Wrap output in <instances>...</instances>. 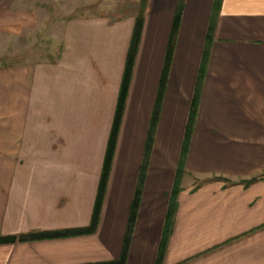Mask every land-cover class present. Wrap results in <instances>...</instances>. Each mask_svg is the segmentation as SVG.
<instances>
[{"label":"crops","instance_id":"crops-1","mask_svg":"<svg viewBox=\"0 0 264 264\" xmlns=\"http://www.w3.org/2000/svg\"><path fill=\"white\" fill-rule=\"evenodd\" d=\"M50 1L74 7L54 21L41 13ZM144 1L98 0L105 11L73 15L83 0H0V35L16 44L14 64L0 66V239H15L0 243V264H157L200 77L161 264H264V180L243 183L264 173V0H219L216 15L217 0ZM141 4L140 46L95 231L21 240L91 225ZM44 30L48 49L38 45Z\"/></svg>","mask_w":264,"mask_h":264},{"label":"trees","instance_id":"trees-1","mask_svg":"<svg viewBox=\"0 0 264 264\" xmlns=\"http://www.w3.org/2000/svg\"><path fill=\"white\" fill-rule=\"evenodd\" d=\"M142 4L145 3L144 0H141ZM219 0L216 1V5L214 7V15H216L215 13H217V9H218V2ZM141 4V10L138 13V16L136 18V22L134 25V31H133V35H132V40L130 43V47H129V51L128 52V56H127V62H126V67H125V71H124V75L122 76V84H121V88L120 90V94H119V100H118V105H117V109H116V113L115 118H114V122H113V126L112 131H111V135L109 138V142H108V146H107V151H106V155H105V159H104V165H103V174H102V178L101 182H100V186H99V190L98 195H97V199H96V204H95V208H94V213L92 216V222L91 225L88 228H84V229H78V230H70L67 232H59V233H50L46 234V235H40V236H31V237H20L21 240L25 239H33L36 237H63V236H68V235H73V234H88V233H93L96 229L97 224L100 221V217L99 215L101 214V208H102V203L104 201V197H105V190L107 188V184H108V178L110 175V171H111V165L113 163V158H114V152L116 150V145H117V141L118 140V134L120 131L121 127V122H122V118H123V114H124V110H125V104H126V100H127V96H128V89L130 88V83L132 80L131 75H133V70H134V63L136 62V58L138 55V50H139V46H140V41H141V36H142V30H143V25H144V16L145 13L143 11V5ZM181 8L179 9V11H177L176 14V18H175V22H174V26H173V30L171 33L170 38V42H169V47H168V51H167V56H166V61L165 66H164V71H163V75H162V81H161V86L160 88V92H159V97L157 99L158 101V105L160 103L159 100H161L162 97V92H163V87L166 83L168 74H169V70L171 67V61L173 58V53H174V47H175V42H176V37L177 36V32L179 29V23H180V19H181V12H180ZM215 19H212L211 25H210V29L208 32L207 36V41H206V47H205V52L207 56V50L208 47H210L211 43H212V39H213V34H214V30H215V26L214 23ZM204 63H205V59H204ZM201 86V77L198 81V84L196 85V92H195V96L192 99V104H191V109H190V115H189V120H188V124H187V129H186V136L185 138V143H184V147L182 150V154H181V158H180V162L176 171V178H175V182H174V187L171 188L172 191L170 193V203H169V208H168V212L166 213V222H165V229H164V236H163V240H162V246H161V250L159 258H158V262L157 264H161V260L162 257L164 255V250H165V246H166V238L169 236L173 222H174V218H175V212L177 210V201L178 197L180 195V193L182 192V188L181 187V178L183 177L182 175H184L185 170H184V158H185V154L187 152V143L190 140V136L192 135V131H193V127L195 124V121L197 119V111H198V106H199V96H200V87ZM157 120H156V116H154V119L152 121V132H153V128L154 125L156 124ZM152 132L150 133V135L148 136V141H147V146H146V154H145V160H144V169L146 166L147 169V163L149 160V155H150V150H152V146H153V136ZM142 168V170H143ZM260 180H264V173H262L261 175H258L248 181H244L243 183L246 185H249L250 183L256 182V181H260ZM139 201H140V192L139 190L136 192L134 201L132 202V210H131V214L130 216V220H129V225H128V237L127 239H125V241L127 242V240L129 239V235L131 234L136 218H137V212H138V207H139ZM9 240H15V239H0V243L2 242H8Z\"/></svg>","mask_w":264,"mask_h":264},{"label":"rangeland","instance_id":"rangeland-1","mask_svg":"<svg viewBox=\"0 0 264 264\" xmlns=\"http://www.w3.org/2000/svg\"><path fill=\"white\" fill-rule=\"evenodd\" d=\"M98 0H94V2H91L90 4L87 3V0H83V2L79 3L81 9L76 10V12L72 13L73 15L75 14H88V13H92V14H100L101 12L105 11L106 9H104L103 7H98V5H96L95 2H97ZM70 5V6H66L65 5ZM44 7V9L42 10V16L43 18H46V16H49V19H54V21H56L55 19L59 18H64V16H66L67 14H70L71 11L69 12L68 10H71V8H73L74 6H72V4L70 2H55V1H50ZM87 5H90L89 11H87L85 8L82 7H86ZM77 7V6H75ZM47 30H44L42 32H40V42H38L40 45V49H48L49 45H51L53 42V40L50 39V36L46 33ZM15 39L14 37L11 36H6V35H0V66L2 65H8V64H14L15 60ZM44 47V48H43ZM48 47V48H46ZM40 56L46 57L47 55H49L48 50H45L44 52H40L39 53ZM195 185V182H192ZM198 183V181H196V184Z\"/></svg>","mask_w":264,"mask_h":264}]
</instances>
